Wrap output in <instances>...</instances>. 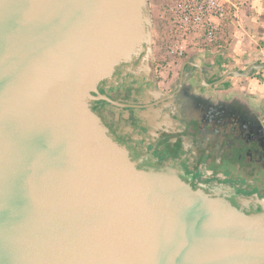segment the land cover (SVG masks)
<instances>
[{
	"label": "water",
	"instance_id": "water-1",
	"mask_svg": "<svg viewBox=\"0 0 264 264\" xmlns=\"http://www.w3.org/2000/svg\"><path fill=\"white\" fill-rule=\"evenodd\" d=\"M152 32L148 0H0V264H264L251 198L134 156L91 108L117 67L148 78Z\"/></svg>",
	"mask_w": 264,
	"mask_h": 264
},
{
	"label": "flooded vegetation",
	"instance_id": "flooded-vegetation-1",
	"mask_svg": "<svg viewBox=\"0 0 264 264\" xmlns=\"http://www.w3.org/2000/svg\"><path fill=\"white\" fill-rule=\"evenodd\" d=\"M191 55L175 76L117 67L91 101L115 139L153 165L172 164L192 188L251 198L264 210V104ZM216 72L214 75L213 72Z\"/></svg>",
	"mask_w": 264,
	"mask_h": 264
},
{
	"label": "crops",
	"instance_id": "crops-1",
	"mask_svg": "<svg viewBox=\"0 0 264 264\" xmlns=\"http://www.w3.org/2000/svg\"><path fill=\"white\" fill-rule=\"evenodd\" d=\"M173 2L174 0H148L153 23V47L157 22L163 20L168 6ZM225 3L226 16L220 21L211 41H206L196 34L189 37L197 39L195 45L190 48L193 51L191 55H199L201 64L216 67L220 75L229 70L242 71L251 63L264 61V0H226ZM200 38H203V46L196 45ZM261 73H264V69L258 71L257 75L261 76ZM226 83L231 87L240 85L260 103L264 100L261 96L262 84L255 72L247 78L228 77ZM254 93L260 97H255Z\"/></svg>",
	"mask_w": 264,
	"mask_h": 264
},
{
	"label": "built area",
	"instance_id": "built-area-1",
	"mask_svg": "<svg viewBox=\"0 0 264 264\" xmlns=\"http://www.w3.org/2000/svg\"><path fill=\"white\" fill-rule=\"evenodd\" d=\"M226 0H174L168 6L172 13L168 18L170 42L166 51L169 56L182 59L187 53L186 41L193 34L211 41L225 18Z\"/></svg>",
	"mask_w": 264,
	"mask_h": 264
},
{
	"label": "rangeland",
	"instance_id": "rangeland-1",
	"mask_svg": "<svg viewBox=\"0 0 264 264\" xmlns=\"http://www.w3.org/2000/svg\"><path fill=\"white\" fill-rule=\"evenodd\" d=\"M171 14L172 13L167 8V12L165 13L166 16L164 15L163 20L157 22L155 47H153V59L156 65L158 66V70H160L164 75H166L167 73H171L173 77L175 76L176 67L179 62V59L169 56L166 51L167 43L171 41L169 34H168V22L166 18H168ZM196 40H193L191 37L186 41L187 53L185 54L184 58H187L193 53V51H191L190 48L192 47V45H195ZM196 45L203 46L204 45L203 38H200ZM257 72H255L256 77L259 79V82L262 84L261 96L264 99V89H263L264 88V73H261L262 75L260 76V74L257 75ZM254 96L257 98L260 97L257 93H254ZM262 103L264 104V100Z\"/></svg>",
	"mask_w": 264,
	"mask_h": 264
}]
</instances>
